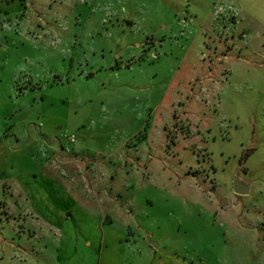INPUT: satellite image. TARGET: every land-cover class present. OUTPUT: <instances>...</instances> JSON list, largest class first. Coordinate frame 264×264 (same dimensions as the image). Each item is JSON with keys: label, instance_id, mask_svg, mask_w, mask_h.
Listing matches in <instances>:
<instances>
[{"label": "rangeland", "instance_id": "374dc122", "mask_svg": "<svg viewBox=\"0 0 264 264\" xmlns=\"http://www.w3.org/2000/svg\"><path fill=\"white\" fill-rule=\"evenodd\" d=\"M143 1L0 0V264H68L66 238L72 264H140L129 230L179 264H264V0H176L182 37L198 29L182 65L165 2L147 24ZM235 16L245 39L216 34ZM19 177L68 231L47 233L27 189L16 205Z\"/></svg>", "mask_w": 264, "mask_h": 264}, {"label": "crops", "instance_id": "0c3cea01", "mask_svg": "<svg viewBox=\"0 0 264 264\" xmlns=\"http://www.w3.org/2000/svg\"><path fill=\"white\" fill-rule=\"evenodd\" d=\"M32 1L33 0H31L30 3H32ZM111 1H113V0H111ZM115 1H118V0H115ZM162 1L165 2L166 7L169 9L171 19H169L165 23H162L159 26V29L165 30V29H167V27H169L171 31L172 30H178L179 33L178 32H177V34L175 33V35H176L175 38L176 39L177 38L179 39V40L177 39L178 40V44L181 43V46H182L184 43L185 44L188 43L187 46H186V48L185 49L183 48L184 51L181 48L182 53L180 55L179 62L182 65L184 63L183 61H185L188 58L189 53H191V51L193 50V46H194L195 42H197V37L195 38V36H197V34H198L197 33L198 32V29L195 30V25L194 24L192 25V23H190V25L188 26L189 29L187 28V30H188V33L187 34L188 35H193V33H194L195 34L194 37H192V38L191 37H188V36L182 37L184 35H182V33H181L182 32V27L180 25L181 22H180V20H178L179 22L176 21V20H174L175 19L174 18L175 15H177V13H179L178 10H177L178 7H176V5H175L176 4V0H162ZM180 1H182V0H180ZM231 1H234V0H231ZM115 3L117 4L118 2H115ZM158 3H159V0H144L143 1L144 6H146V8L148 7V10L147 11L144 10L145 13L147 14L146 16L144 14V19L147 22V24H151L152 22L155 21L152 18L153 17V14H151V12L153 10V7L157 9ZM228 7H230V6H228ZM124 19L127 22V24L132 27L138 21L139 18L136 17V16H132L131 15V16H126V18H124ZM189 22H190V20H189ZM220 22L221 23L218 24V30L219 31L216 32V34L217 33H221V35L228 37V35H229L228 34V31L232 28V31H230L231 32L230 36L231 37L233 36L232 38H234L235 37L234 35L236 34V35H238V38L245 39L246 38V35H249L252 32V27L247 28L246 26H243L244 25V22L241 21V19L240 20L236 19V16L234 17V19L232 21V24H230V23L227 24L225 18H222L220 20ZM174 23L175 24L177 23L176 24L177 27L175 26V28H173V25H175ZM249 25H251V24L249 23ZM172 35H174V34H172ZM165 36H166V34L162 35L161 36V39L159 38V40H160L158 42L159 44L157 42L154 43V41L151 42L152 40H154L153 38L150 39V42L149 43H151V45H153V46H156L158 44L160 48L166 49V46H167L168 43H166ZM173 38H174V36H173ZM180 38H183L184 39V42H182V39H181V42H180ZM226 41L227 42H234L232 40H229L228 38L226 39ZM248 41H249V38H248ZM163 44L165 46H163ZM151 45H149V46H151ZM200 45H201L200 42L197 43V49L194 51L195 56L196 57L199 56V58L197 59V62H196V60H194V63H193V60H191V64H193L191 66H192L193 72L195 73L196 81H197V79H200V80H198V83L196 84L197 87L199 88V90H198L199 95L201 93H203V90L205 89V86H204L205 79H209L210 78V75L213 73L212 66H207L206 71H204L203 64L200 63V62H198V61H201L202 60V58H201V56L199 54V53H201V50H199ZM239 46L240 47H244L243 44L241 43V41H240V45ZM129 48H133L135 50H140L141 48H143V50H141L142 54H145L146 51H147L145 47L140 46V43L133 44V45H131V47L129 46ZM172 49L173 48H171V46H170V49H169L170 54H174L176 52V50H172ZM245 49L248 52H250V53L251 52L252 53L254 52L253 51V48H251L249 46H245ZM213 54L216 55V50L213 51ZM226 57H227V54H224V58H226ZM217 59H220V57H218ZM210 62H212V61H210ZM260 64H262V62H260ZM211 65H212V63H211ZM116 66L119 67L121 65H119V63L117 62L116 63ZM199 71H203L204 72V75L201 78H199L197 76V73ZM192 81H193V78L191 79V82ZM189 82H190V80H189ZM24 182H25V184H27L26 181H24ZM15 183L17 185H19V191L14 196V198H12V199L15 200L16 205L20 206L21 204H19L18 201L21 198V190L27 189V187H24V185H23L24 183L21 180V177H19L15 182L14 181H11V180H9L7 182V184L8 185H11V186H13ZM33 190H34V192H32V191L31 192H28V189H27V191H25L26 192L25 194H26V197L30 201L28 203H30V206L32 205L31 209H33V210L31 212L32 213L35 212L36 214L35 213L34 214L37 215L38 217H43L44 216V219L43 220L45 221V223H46V225L48 227V228H46L47 233H52L53 231H62V232L68 231L67 228H64L63 229L59 224H57L56 223V220L50 219L52 217L50 215H53V213H55V207H58L56 205V203H54V202L58 201V198L55 197L52 194V192H48V191L44 192L42 190V192L39 193V191L37 192V191H35V189H33ZM55 199H56V201H55ZM107 202L111 203L112 201H109L108 200ZM84 205H86V204H84ZM111 206L114 207L113 204H111ZM55 215L58 216L59 214H55ZM105 215H108V216H110L112 218V215L109 212L106 213ZM100 218H101V222H102V217L100 216ZM33 222L31 221V223H33ZM32 225L33 226H36L37 224L34 225V223H33ZM59 227H61V228H59ZM106 231H107V233H110V234L112 233V234H114V236L117 237L116 232L113 231V229L111 227H107L106 228ZM128 233H132V238H131V236H129L127 238L128 244L125 245L124 243H122V241H120V237H119L118 239H119V242H120V246L121 245L125 246L126 248H128L129 250H131L132 253H135L136 252V249H139V251H140L139 252V256L140 257H144V260L145 261L143 262V260H142V262L144 264H179V261H177L176 259H174V257H172L171 255H169L167 257V253L168 252L166 250H162L160 246L154 244L151 240H149V243H150V245L153 246L154 249L153 248H148V249L146 248L147 249V252L146 253H143V250L142 249H143V244H145L144 243V240H140L139 239L140 236L137 238L136 237L137 235L134 234L135 233L134 231L131 232V230H129ZM48 239H50V238H48ZM72 240L74 242L75 239H72ZM72 240L70 242L69 241V238H66V241L69 242V246H71V244L73 243ZM131 243H134V245H131ZM69 246L67 245L68 252L70 251L69 254H68V261L67 262H68V264H72V262H70V258H71L70 255H71L72 250H70V247ZM151 249H153V250L151 251ZM169 257H171V258H169ZM142 262H140V264H143Z\"/></svg>", "mask_w": 264, "mask_h": 264}, {"label": "water", "instance_id": "95a60500", "mask_svg": "<svg viewBox=\"0 0 264 264\" xmlns=\"http://www.w3.org/2000/svg\"><path fill=\"white\" fill-rule=\"evenodd\" d=\"M233 189H234V192L235 193H238V194H245L248 192L249 190V186L243 182H240L238 180V177L234 179V182H233Z\"/></svg>", "mask_w": 264, "mask_h": 264}, {"label": "built area", "instance_id": "2783aa9c", "mask_svg": "<svg viewBox=\"0 0 264 264\" xmlns=\"http://www.w3.org/2000/svg\"><path fill=\"white\" fill-rule=\"evenodd\" d=\"M153 57H155V54H154V56H153ZM68 138H69V140H70V141H74V140H75V137H74V135H70Z\"/></svg>", "mask_w": 264, "mask_h": 264}]
</instances>
